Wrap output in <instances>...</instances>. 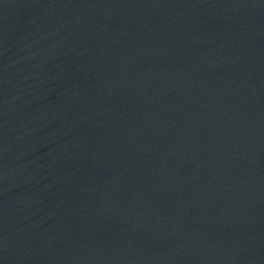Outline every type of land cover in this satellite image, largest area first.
Returning a JSON list of instances; mask_svg holds the SVG:
<instances>
[{
    "label": "water",
    "instance_id": "water-1",
    "mask_svg": "<svg viewBox=\"0 0 264 264\" xmlns=\"http://www.w3.org/2000/svg\"><path fill=\"white\" fill-rule=\"evenodd\" d=\"M0 264H264V0H0Z\"/></svg>",
    "mask_w": 264,
    "mask_h": 264
}]
</instances>
